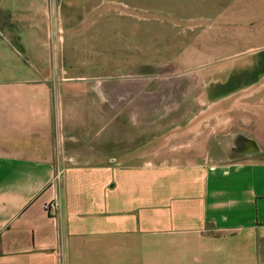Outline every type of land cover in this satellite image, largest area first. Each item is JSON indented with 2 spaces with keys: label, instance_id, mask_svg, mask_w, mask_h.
I'll return each mask as SVG.
<instances>
[{
  "label": "crops",
  "instance_id": "0c3cea01",
  "mask_svg": "<svg viewBox=\"0 0 264 264\" xmlns=\"http://www.w3.org/2000/svg\"><path fill=\"white\" fill-rule=\"evenodd\" d=\"M42 38L0 30V77L25 74L0 78V264H264V45L198 67L194 110L120 126L113 83L27 76Z\"/></svg>",
  "mask_w": 264,
  "mask_h": 264
},
{
  "label": "rangeland",
  "instance_id": "374dc122",
  "mask_svg": "<svg viewBox=\"0 0 264 264\" xmlns=\"http://www.w3.org/2000/svg\"><path fill=\"white\" fill-rule=\"evenodd\" d=\"M14 4L0 0V30L10 42L20 50L24 32L39 29L45 35L40 40L56 46L54 63H33L27 76L82 79L104 97L113 83L115 112L130 113L116 118L120 126L149 125L146 112L159 115L172 98L179 112L194 110L198 67L246 45H264V0H41L33 13L14 11ZM110 104L100 99L98 109Z\"/></svg>",
  "mask_w": 264,
  "mask_h": 264
},
{
  "label": "built area",
  "instance_id": "2783aa9c",
  "mask_svg": "<svg viewBox=\"0 0 264 264\" xmlns=\"http://www.w3.org/2000/svg\"><path fill=\"white\" fill-rule=\"evenodd\" d=\"M61 171L55 172L52 178V185H55V183L60 180ZM46 211L48 214L54 218L57 219L58 210H59V202L57 200V197L52 198L47 204H46Z\"/></svg>",
  "mask_w": 264,
  "mask_h": 264
},
{
  "label": "trees",
  "instance_id": "16d2710c",
  "mask_svg": "<svg viewBox=\"0 0 264 264\" xmlns=\"http://www.w3.org/2000/svg\"><path fill=\"white\" fill-rule=\"evenodd\" d=\"M11 43L13 46H15L17 48L16 44H14L13 42H11ZM17 49L19 50V48H17ZM20 51H21V48H20Z\"/></svg>",
  "mask_w": 264,
  "mask_h": 264
}]
</instances>
